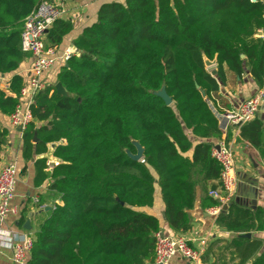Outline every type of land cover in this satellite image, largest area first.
I'll list each match as a JSON object with an SVG mask.
<instances>
[{
  "label": "trees",
  "instance_id": "trees-1",
  "mask_svg": "<svg viewBox=\"0 0 264 264\" xmlns=\"http://www.w3.org/2000/svg\"><path fill=\"white\" fill-rule=\"evenodd\" d=\"M40 1L0 0L1 73L16 72L28 58L22 29ZM260 29L264 0H125L100 7L56 83L36 95L34 120L23 134L26 161L51 144L61 161L51 173L46 159L36 162L35 185L50 176L61 202L34 236L29 264H154L163 229L143 209L154 206L156 186L169 228L191 230L197 188L220 177L208 142L221 137L209 104L219 90L216 77L224 82L227 72L242 78L249 71L264 88V38L254 37ZM72 30L70 21H56L46 47H59ZM206 61H216V76ZM24 83L14 75L10 92L0 89L1 115L15 112ZM57 83L67 96L58 95ZM162 90L171 105L158 95ZM7 136L0 122V161ZM241 137L264 152V121L245 124ZM136 142L144 163L129 155L137 153ZM216 205L209 196L203 200L205 208ZM217 224L236 234L240 264H264L260 243L241 237L264 231V209L231 204Z\"/></svg>",
  "mask_w": 264,
  "mask_h": 264
},
{
  "label": "crops",
  "instance_id": "crops-1",
  "mask_svg": "<svg viewBox=\"0 0 264 264\" xmlns=\"http://www.w3.org/2000/svg\"><path fill=\"white\" fill-rule=\"evenodd\" d=\"M54 2L63 7L64 13L61 20L70 21L73 30L65 37L59 47L54 48L58 61L55 67L46 75V79L51 85L56 83L57 75L66 64L65 54L67 52H77L74 41L85 28L97 21L100 7L105 3H124L125 0H54ZM31 67L32 59L28 55V58L20 65L19 69L9 74V76L12 78L14 75H20L26 81ZM210 71H216L217 75V65L211 67ZM216 78L219 83V90L213 94L209 101L214 114L217 111L237 110L247 99L253 97L262 89L254 81L249 71L245 72L242 78L227 72L226 81L224 82L220 78ZM256 118L264 121V109L258 113ZM0 122L1 126L8 130V136L2 148L0 167L15 164L19 171L14 200L19 210L17 215H11L8 218L7 224L9 228L16 232L35 236L44 221L49 218L55 205L61 202V196L51 190L52 180L50 176L40 186L35 185L36 162L39 159H46L47 162L56 159L53 155L55 145H49L46 154L34 156L32 160L26 161L23 158V134L11 126L10 116L0 114ZM241 128H232L227 133H224L220 128L221 137L208 140V142L214 145L217 141L226 139L232 147L235 154L239 186L233 204L254 212L258 208L264 209V152L241 137ZM188 135L193 141L196 140L190 132H188ZM47 173L50 172L47 171ZM219 188L218 181L208 182L197 188L195 208L190 211L192 228L187 233L171 230L166 220L163 219L165 206L158 186H156L154 206L143 210L160 219L165 235L181 236L189 242L191 247L202 252V264H240L241 259L237 255L239 250L232 243L236 234L217 224L219 216H213L209 213L212 207H203V200L209 196L210 191ZM251 235V240L260 243L258 252L260 254L264 251V231H254ZM0 264H14L10 249L3 248L0 250ZM170 264L194 263L174 259Z\"/></svg>",
  "mask_w": 264,
  "mask_h": 264
},
{
  "label": "built area",
  "instance_id": "built-area-1",
  "mask_svg": "<svg viewBox=\"0 0 264 264\" xmlns=\"http://www.w3.org/2000/svg\"><path fill=\"white\" fill-rule=\"evenodd\" d=\"M64 13L62 6L51 0H41L33 12L25 19L22 34V50L32 59V67L28 79L20 91V100L15 112L10 116L11 126L22 134L33 122L31 107L36 95L50 87L46 79L56 65L58 57L54 48L46 47L48 32ZM255 38H264V29L258 30ZM74 53L67 52L64 59ZM9 74L0 72V89L9 93L11 85ZM264 109V88L256 95L247 99L237 110L217 111L215 113L221 130L227 133L237 125H245L253 121L258 113ZM212 155L220 165L219 189L211 190L209 196L218 202L209 213L219 216L234 203L238 194V177L235 154L226 139H221L213 145ZM144 163V159L141 160ZM61 163L54 159L47 162V171L52 172ZM19 171L15 164L0 167V250L12 251L14 264H29L30 253L34 244V236L16 232L8 227L7 221L11 215L18 214V206L14 203ZM38 203V201H36ZM174 259L202 264V252L190 246L181 236H168L163 232L156 234L155 264H170Z\"/></svg>",
  "mask_w": 264,
  "mask_h": 264
},
{
  "label": "water",
  "instance_id": "water-1",
  "mask_svg": "<svg viewBox=\"0 0 264 264\" xmlns=\"http://www.w3.org/2000/svg\"><path fill=\"white\" fill-rule=\"evenodd\" d=\"M215 64H216V61H213V62L206 61V65H207L208 68L209 67H213ZM212 75L215 76L216 75V71H213L212 72ZM56 90H57L58 95H60V96H67L68 95L67 92H66V90L64 89V87H63V85L61 83H57L56 84ZM162 91L164 92V95H161V92ZM162 91L158 95L161 96L165 100V102H166L167 105H171L173 103L172 100H171V98H169L167 96L165 90H162ZM202 95H203V97H205L206 96V93L205 92H202ZM241 127H242L241 124H239V125L236 126V128H241ZM135 147L137 149V153L134 154V155L133 154H129V155H130V157L134 161L139 162L144 157V149H143V147L138 142L135 143ZM163 219H166L165 213H163ZM241 237L242 238H246V239H250L252 237V235H251V233H248V234L242 235Z\"/></svg>",
  "mask_w": 264,
  "mask_h": 264
},
{
  "label": "bare ground",
  "instance_id": "bare-ground-1",
  "mask_svg": "<svg viewBox=\"0 0 264 264\" xmlns=\"http://www.w3.org/2000/svg\"><path fill=\"white\" fill-rule=\"evenodd\" d=\"M161 95H164V92L163 91L161 92Z\"/></svg>",
  "mask_w": 264,
  "mask_h": 264
},
{
  "label": "rangeland",
  "instance_id": "rangeland-1",
  "mask_svg": "<svg viewBox=\"0 0 264 264\" xmlns=\"http://www.w3.org/2000/svg\"><path fill=\"white\" fill-rule=\"evenodd\" d=\"M209 70H211V67H209Z\"/></svg>",
  "mask_w": 264,
  "mask_h": 264
}]
</instances>
